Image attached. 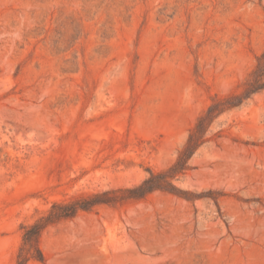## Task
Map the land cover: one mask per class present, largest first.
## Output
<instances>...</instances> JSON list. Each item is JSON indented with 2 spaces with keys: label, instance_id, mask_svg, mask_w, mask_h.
<instances>
[{
  "label": "rangeland",
  "instance_id": "obj_1",
  "mask_svg": "<svg viewBox=\"0 0 264 264\" xmlns=\"http://www.w3.org/2000/svg\"><path fill=\"white\" fill-rule=\"evenodd\" d=\"M203 115L174 190L46 224L168 169ZM21 255L264 264V0H0V264Z\"/></svg>",
  "mask_w": 264,
  "mask_h": 264
},
{
  "label": "trees",
  "instance_id": "obj_2",
  "mask_svg": "<svg viewBox=\"0 0 264 264\" xmlns=\"http://www.w3.org/2000/svg\"><path fill=\"white\" fill-rule=\"evenodd\" d=\"M260 85L256 90L262 88ZM215 110V105H211L207 111V115H210ZM203 121L204 115L201 116L195 127L190 131V134L179 151L176 161L166 170L159 172H150V176L146 178L142 183L131 188L121 189V190H110L99 194H94L88 196L84 199H76L70 202H58L54 203L49 214L47 216V223H53L60 219H65L74 216L79 210L89 209L90 207L111 202L112 195L117 192L125 193V196H117L115 198L125 199V198H140L144 195L155 191V190H165L172 191L175 186L172 183V179L179 173H184L189 168L188 162L199 146L204 142V131H203ZM106 197L105 199H102ZM45 223L39 220L33 224L25 225L23 227V239L24 245L31 251H38L40 255H34L35 259L43 260V255L38 247V240L41 231L44 229ZM25 256L21 255L19 257L18 264H23Z\"/></svg>",
  "mask_w": 264,
  "mask_h": 264
}]
</instances>
